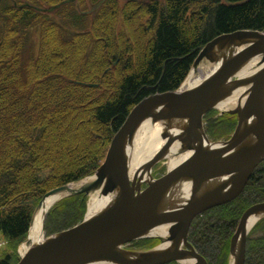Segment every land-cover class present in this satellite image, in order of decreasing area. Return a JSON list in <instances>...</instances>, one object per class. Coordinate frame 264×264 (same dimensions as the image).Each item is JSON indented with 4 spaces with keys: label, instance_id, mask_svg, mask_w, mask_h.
<instances>
[{
    "label": "trees",
    "instance_id": "obj_1",
    "mask_svg": "<svg viewBox=\"0 0 264 264\" xmlns=\"http://www.w3.org/2000/svg\"><path fill=\"white\" fill-rule=\"evenodd\" d=\"M44 1L53 5L62 0L32 3L41 8ZM73 4L58 12L68 22L63 24L83 32L68 38L62 26L54 28L50 16L35 7L0 8V232L11 249L27 237L45 193L94 173L133 108L152 94L177 90L209 41L238 30H264V0H107L94 19ZM41 18V45L34 56L28 31ZM136 24L138 35L133 31ZM85 45L93 47L88 55ZM88 108L91 121L83 131L84 143L70 151L67 164L57 163L53 158L61 126ZM228 118L207 126L213 138L231 126L234 129L236 116ZM91 133L104 138L95 143ZM87 198L79 194L55 204L46 219L47 235L82 221ZM260 201H264V162L236 199L194 220L189 240L210 264H226L241 215ZM214 212L219 216L211 218ZM250 234L245 264H264V218ZM147 241L133 245L155 244L153 239ZM18 260L15 252H7L0 264Z\"/></svg>",
    "mask_w": 264,
    "mask_h": 264
},
{
    "label": "water",
    "instance_id": "obj_2",
    "mask_svg": "<svg viewBox=\"0 0 264 264\" xmlns=\"http://www.w3.org/2000/svg\"><path fill=\"white\" fill-rule=\"evenodd\" d=\"M243 43V49L227 57L216 73L195 88L155 93L137 104L115 134L106 160L95 176L79 187L64 185L49 191L39 203L31 226L49 197L89 194L97 190L106 195L116 191L114 202L81 224L33 245L18 264H87L95 260H107L111 264H166L190 256L197 259L196 264H208L189 242V229L196 215L235 198L264 159V67L254 77L236 82L237 85L253 82L252 90L242 108L231 110L238 114L239 122L235 134L222 149L207 150L199 146V138L205 134L203 116L213 107V102L222 97L223 85L244 63L259 56L264 62V33L240 30L221 35L204 47L194 63L197 67L204 59L216 61L219 53L215 48ZM160 106L163 108L155 111ZM148 116L154 121L190 118L189 124L173 140L180 139L184 149H195L197 153L164 177L150 180L149 187L141 192L140 182L130 183L125 148ZM248 136H252L254 142L238 147ZM162 154L163 151L153 164ZM182 178L191 179V198L179 208L161 209L167 190ZM254 216H264V202L250 207L240 220L231 244L232 253L239 250L236 264L245 262L248 223ZM158 225L169 226L166 240L172 242L173 249L156 251L155 248L140 253L119 249L121 244L147 236ZM158 238L165 242L163 235ZM129 254L135 258H127Z\"/></svg>",
    "mask_w": 264,
    "mask_h": 264
},
{
    "label": "bare ground",
    "instance_id": "obj_3",
    "mask_svg": "<svg viewBox=\"0 0 264 264\" xmlns=\"http://www.w3.org/2000/svg\"><path fill=\"white\" fill-rule=\"evenodd\" d=\"M235 45L227 46L224 49L218 48V53L220 58L215 62H203L198 68L193 69L186 81L184 82L182 89L180 91L195 88L197 85L201 84L205 77L212 73H216L218 69L225 63L226 56H231L237 51H240L242 47H234ZM234 47V48H233ZM233 48V50H232ZM222 50H225L222 51ZM227 50V51H226ZM231 51V52H230ZM264 67L260 57H256L247 61L238 71V76L240 79H249L253 77L259 70ZM252 90V82L242 83L237 85L236 82H226L221 91L222 98L213 102V107L220 110V114H224L232 109L241 108L246 102L249 93ZM163 106L155 109L159 111ZM213 108V109H214ZM190 118H172V119H162L159 121H153L151 117L143 120L136 132L134 133L133 139L127 143L125 148L126 159L128 162V175L129 179L135 180H147L153 176V162L155 161L157 155L163 151L162 159L163 162L168 166V170L173 169L175 166L181 164L187 159L194 156L197 152L194 150H187L183 148L182 141L177 138L184 127L189 124ZM254 142V138L251 136L244 137L241 146H248ZM225 140L212 141L208 138L207 134H203L199 138V146L207 150H220L223 148ZM159 160V161H160ZM92 178V177H91ZM90 180L82 181L73 187H79L84 185ZM217 183V182H215ZM192 182L188 178H182L175 184H173L169 190L165 193L162 202L161 209L172 210L185 205L191 198L192 194ZM117 197V192L110 194H102L101 190L91 192L89 194L88 201V216H93L105 208L110 206ZM59 197H49L46 202L40 208L33 225V229L30 232L29 243L25 242L21 245L22 253H26L30 249V244H37L44 240V229L43 223L47 212L56 204ZM258 216L251 217L248 223V228L254 226L255 222L258 220ZM168 225H161L153 230H151L149 235H163L165 242L158 247L156 251L164 249H173L172 242L167 241L168 237ZM133 254V253H132ZM239 250H236L230 259L229 264H236L238 258ZM128 255V254H127ZM127 258H135L133 256H127ZM195 259L192 257H187L182 260V264H194ZM89 264H109L106 261L92 262ZM111 264V263H110Z\"/></svg>",
    "mask_w": 264,
    "mask_h": 264
},
{
    "label": "rangeland",
    "instance_id": "obj_4",
    "mask_svg": "<svg viewBox=\"0 0 264 264\" xmlns=\"http://www.w3.org/2000/svg\"><path fill=\"white\" fill-rule=\"evenodd\" d=\"M63 1V0H62ZM77 2H75L74 4H75V6H74V4H73V6L74 7H79L80 9L82 8V6H87V7H90V5L91 4H95V6H98L97 4H96V2H91L90 0H84L82 3H79L80 1L79 0H76ZM122 2L123 1H127V0H121ZM14 2H17L18 3V5L20 4H22L23 6L21 7V8H24V6L26 7V6H28V7H30L31 5H33L34 3H32V0H0V3H1V5L2 6H7L8 5V7H10V6H14ZM61 2V1H60ZM55 3V4H53L52 6H54V5H60V4H62V3ZM43 4H47L48 5V3H46L45 1H44V3ZM67 4H69V3H65V4H63L64 6L65 5H67ZM62 5V8L64 7ZM33 6H35V5H33ZM73 6H71V7H73ZM15 7V6H14ZM66 7V6H65ZM64 7V8H65ZM69 7V6H68ZM82 10V9H81ZM59 10H57V11H53V12H51L50 14H48V13H46V12H44V13H46V14H48L50 17H49V20L48 21H53V22H55L54 23V28H57V27H59V26H62L64 29H63V33H64V35H65V37L66 38H68V37H71L72 35H73V33H76V32H83V30H78V31H76V32H73L72 31V29H71V26H69V25H67V24H63V23H68L67 22V20H66V18L64 17V16H62L61 14H59V12H58ZM98 11L97 10H95L94 11V15L97 13ZM41 22H42V18L41 19H39L38 21H36L35 23V25H33V27H31V29H30V31H28L29 33H30V37H29V44L32 46V50H33V54L34 55H36V56H38V54H39V48H40V45H41V36H42V28H41ZM58 22H61V24H59ZM2 22L0 21V24H1ZM56 23H58V24H56ZM90 24H91V22H90ZM57 25V26H56ZM135 26V30H133V31H135L136 32V30L138 29V27H140V25L139 24H136V25H134ZM136 35H138V33L136 32L135 33ZM49 38L51 39V37L49 36ZM52 40V39H51ZM52 44H55L56 42H54V41H52L51 42ZM88 47V45H85V49H87V55L90 53V51L92 50V45H89V47ZM56 49H58V48H56ZM72 60V59H71ZM215 60V59H214ZM203 62H215V61H213V60H204ZM202 62V63H203ZM117 62H115V64H116ZM201 65V64H200ZM200 65H198L197 67H194V66H192L191 67V69H190V71H189V73L193 70V69H195V68H198ZM115 68V66L114 67H112L111 69H114ZM110 69V68H109ZM189 73H188V75H189ZM188 75H187V77H188ZM187 77H186V79H187ZM186 79H185V81H186ZM237 79V76L235 77V78H233V81L234 80H236ZM184 81V82H185ZM184 82L182 83V85L178 88V90L177 91H180V89H182V86H183V84H184ZM90 111H91V108H88V109H86L84 112H81V113H79L77 116H75V117H69L65 122H64V124L61 126V130H60V133H59V136H58V150L57 151H55L54 152V160L57 162V163H59V164H67V162H68V159H69V157H70V151L72 152V151H75V150H77V149H79V148H81V146H82V144L84 143V134H83V131H84V128H85V125H87V124H89L90 123V121H91V118L89 117V113H90ZM228 115H230V113L229 112H226V113H224V114H220V110L219 109H212V110H209L208 111V113L205 115V117H204V127L206 128V133H207V135H208V138L210 139V140H212V141H218V140H226V139H228L230 136H231V134H232V132L234 131V129L232 128V126L231 127H229V129L227 130V132H225V133H223V134H221L220 135V137L219 138H213L212 136H211V130L209 129H207V126H209L210 127V123L212 122V121H215V120H217V119H222V121H225V120H228L229 118H228ZM154 120V119H153ZM222 126H223V128H222ZM221 126V128L222 129H224V126H225V124H223ZM235 128V127H234ZM232 129H233V131H232ZM117 133V132H116ZM115 133V134H116ZM213 135H215L214 133H212ZM115 136V135H114ZM114 136L112 137V139H111V142H110V144H109V146L106 148V150H105V153H104V157L101 159V161H100V163H99V167L98 168H100L101 166H102V164L105 162V159H106V157H107V154H108V149L110 148V145H111V143H112V141H113V138H114ZM216 136V135H215ZM103 138H104V136H103V134H100V133H97V136L96 135H94L93 133H91V140L93 141V142H95V143H100L102 140H103ZM1 139V138H0ZM51 143H53V145H55V143L53 142V141H51ZM54 148V147H53ZM55 148H56V146H55ZM52 149V146H48L47 147V150H51ZM165 159H162V160H160L159 162H157L154 166H153V176L155 177V178H159V177H162L163 175H165L166 174V172L168 171V166L167 165H165L164 164V161ZM97 168V169H98ZM95 175V173H92V174H89V175H86V176H84V177H82L80 180H78V181H75L74 183H72L71 185H76V184H79V182L82 180V181H85V180H87L89 177H91V176H94ZM88 177V178H87ZM86 178V179H85ZM84 179V180H83ZM81 181V182H82ZM146 186V182L145 183H143L142 184V187H145ZM59 187V186H58ZM243 191H241L235 198H233V199H231L230 201H233L234 199H236L241 193H242ZM87 196V195H86ZM88 197V196H87ZM63 199H65V198H61V199H59L57 202H56V204L57 203H59L60 201H62ZM88 201H89V197L86 199V212L88 211ZM230 201H228V202H230ZM227 202V203H228ZM261 202V201H260ZM258 203V202H257ZM226 204V203H225ZM254 204H256V203H254ZM253 205V204H252ZM54 208V206L50 209V210H52ZM50 210H49V212L47 213V215H46V219H48L47 218V216H49V213H50ZM74 209H71V212L73 211ZM35 211L36 210H34V212H33V215L35 214ZM86 212H85V214H86ZM202 215V214H201ZM211 218H216L217 216H219V213L218 212H214V213H212L211 215ZM241 218V217H240ZM264 217H262L261 219H263ZM46 219L44 220V223H45V226H46ZM261 219H259V221L261 220ZM206 219L203 217L200 221H201V223H203L204 221H205ZM259 221H257L256 223H255V226L251 229V231H250V233L252 232V230L253 229H255V227H256V225L258 224V222ZM239 223H240V219H239V221H238V223H237V226H236V228L239 226ZM32 229L33 228H30V230H29V233H28V235H27V237L23 240V241H21L18 245H17V247H16V249H11L9 246H10V243L7 241V239L4 237V236H2V234L0 233V258L1 257H3L7 252H15L16 253V255H17V257H18V259L22 256L21 254H22V251H21V245L23 244V243H25V242H28V240H29V236H30V232L32 231ZM45 230H46V228H45ZM236 230V229H235ZM46 234H47V230H46ZM253 234H256V233H253ZM251 235V234H250ZM249 237V236H248ZM248 237H247V239H246V251H245V254L247 255V247H248V244H250L249 243V241H248ZM148 241H149V239H147ZM148 241H147V243H148ZM190 241V240H189ZM191 242V241H190ZM29 243V242H28ZM154 243H156V242H154ZM231 244H232V237H231V239H230V244H229V257H228V261H227V263L226 264H229V262H230V259H231ZM31 245V244H30ZM213 245H214V253H217V249L215 248L216 246H217V242H215L214 241V243H213ZM133 247H135V248H131L129 245H126V246H124L123 247V249H129V248H131V249H134V250H138V249H140V250H146V249H150V248H152V246H142V247H140V246H133ZM8 248V249H7ZM207 260V259H206ZM245 260H246V257H245ZM207 263L208 264H210V262H209V260H207Z\"/></svg>",
    "mask_w": 264,
    "mask_h": 264
}]
</instances>
